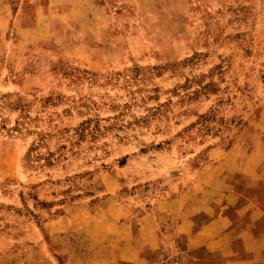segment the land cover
<instances>
[{"label":"rangeland","instance_id":"374dc122","mask_svg":"<svg viewBox=\"0 0 264 264\" xmlns=\"http://www.w3.org/2000/svg\"><path fill=\"white\" fill-rule=\"evenodd\" d=\"M187 27L173 51L133 39L99 70L57 51L44 70L40 54L3 66L0 264H61L73 242L46 223L106 224L121 198L149 209L240 146L264 110V0H192Z\"/></svg>","mask_w":264,"mask_h":264},{"label":"crops","instance_id":"0c3cea01","mask_svg":"<svg viewBox=\"0 0 264 264\" xmlns=\"http://www.w3.org/2000/svg\"><path fill=\"white\" fill-rule=\"evenodd\" d=\"M99 1L0 0V70L21 68L35 54L44 70L55 51L99 70L122 59L133 39L163 53L188 38L192 0H109L113 9ZM238 144L149 209L121 198L106 224L46 223L73 242L61 264H162L177 255L182 264H264V110Z\"/></svg>","mask_w":264,"mask_h":264},{"label":"built area","instance_id":"2783aa9c","mask_svg":"<svg viewBox=\"0 0 264 264\" xmlns=\"http://www.w3.org/2000/svg\"><path fill=\"white\" fill-rule=\"evenodd\" d=\"M163 264H180V261L176 258L166 259Z\"/></svg>","mask_w":264,"mask_h":264}]
</instances>
